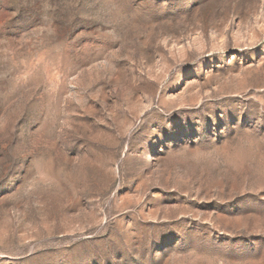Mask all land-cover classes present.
I'll return each mask as SVG.
<instances>
[{
    "label": "rangeland",
    "instance_id": "obj_1",
    "mask_svg": "<svg viewBox=\"0 0 264 264\" xmlns=\"http://www.w3.org/2000/svg\"><path fill=\"white\" fill-rule=\"evenodd\" d=\"M0 264H264V0H0Z\"/></svg>",
    "mask_w": 264,
    "mask_h": 264
}]
</instances>
